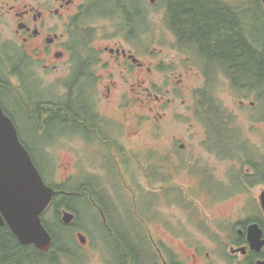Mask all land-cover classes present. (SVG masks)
<instances>
[{"label": "flooded vegetation", "instance_id": "af4514ba", "mask_svg": "<svg viewBox=\"0 0 264 264\" xmlns=\"http://www.w3.org/2000/svg\"><path fill=\"white\" fill-rule=\"evenodd\" d=\"M149 2L158 3L153 14L146 0H0V94L19 98L37 134L50 138L41 151L46 149L42 155L49 158L45 183L54 196L43 221L69 212L74 222L65 226L73 228L78 212L68 202L82 201L115 248V254L106 255L96 239L75 229L72 244L41 250L23 244L3 217L0 264H77L84 250L101 256L102 264L217 263L203 252V240L191 239L194 235L222 237L211 245L224 246L227 264H264V134L257 153L240 141L236 116L253 107L264 115V81L244 83L238 70L185 53L188 46L172 28L171 12L175 17L181 9L171 8V0ZM215 4L231 15L240 35V6L225 0ZM161 25L170 30V43L163 47L157 34L147 43V35ZM249 34L243 33L247 43ZM50 75L59 77L44 96L47 87L41 82ZM217 79L238 96L256 95V103L239 97L227 116L214 95L221 92ZM256 123L252 126L264 127V118ZM145 136H152V144L137 148ZM213 137L220 148L213 147ZM57 141L64 156L57 166L59 182L53 184L49 151ZM224 141L233 149L227 150ZM219 169L223 181L217 179ZM91 178L101 183L92 185ZM73 182L77 186L71 190ZM103 182L112 187L113 197ZM103 190L108 203L101 199ZM242 193L246 203L220 206ZM179 213L188 224L178 223Z\"/></svg>", "mask_w": 264, "mask_h": 264}, {"label": "rangeland", "instance_id": "374dc122", "mask_svg": "<svg viewBox=\"0 0 264 264\" xmlns=\"http://www.w3.org/2000/svg\"><path fill=\"white\" fill-rule=\"evenodd\" d=\"M25 1H29V0H25ZM161 1H163V0H161ZM225 1L229 2V4L231 2H235L236 4H240L241 0H225ZM146 6L148 8V12L151 14H153V12H154V10H153L154 7L159 8L157 2H155L154 5H152V4H150L149 0H146ZM253 14L254 13H250V15H253ZM103 26H105V25L102 24L101 27H103ZM254 26L255 25H253V27ZM259 29L264 30V22L262 24H260ZM169 32H170V30L168 28H165L164 25H161V27H158L156 29L151 30V33L149 35H147V43L150 42V38L154 34H157L160 38V42H161L162 46L165 47L170 43V40L172 39V36H170ZM184 52L190 56L192 55L189 52H186V51H184ZM39 75H41L40 70H37L36 76L38 78H39ZM58 77H59L58 75H50L48 77L47 83L41 82L42 85H45L44 87H47L43 90L44 96L46 94H48V92H47L48 89L50 90V88H52L51 85L55 84L52 81ZM39 81H40V78H39ZM190 82H192L193 84H196V79L192 78L190 80ZM32 86L33 85H31L30 87L32 88ZM215 87L217 88L216 91H218V90L221 91V92H216L214 94L218 100V105L221 107V110L227 116L233 115L231 113H233V110L236 107L235 103L239 100V97L245 96V98H246L245 100H247V102L253 101L256 103V101H255V100H257L256 95L244 94L242 96H238L235 92H233V90L229 86L228 82L217 79V84ZM2 95L0 94L1 98H3L4 109L15 120L16 126L18 128V133H19L20 139L22 140L23 144L26 146L29 153L31 154V156H32L40 174L42 175L44 181H46L48 183L46 172L49 171V167L47 164V161L49 160V158L47 156L42 155V154H44V151H46V149H45L46 147H44L45 150H43V151H41V150H42V147L49 142L50 138L48 136H45L42 134H37V132L34 130L33 123H31V121L28 120L27 110L23 106V104L21 103L19 98L14 97L10 92H4ZM27 98L28 97H26V101H27ZM263 100H264V97H263ZM29 105H30V103H29ZM30 107L32 109L34 108V106H30ZM257 107H258V105H257ZM255 108L256 107L251 108L250 111L249 110H243L242 112L238 113L236 116H238L237 118L240 121V122H237V124L240 125L239 129L241 130V131H239L240 132V139H241L240 141L242 143H246L247 146H249L250 148H253L257 153H260V151H262L261 149H262V145H263L261 139H262L263 134H264V127L262 125L252 126V123L257 124L256 119L264 118V115H262L263 114L262 110L255 111ZM229 137H227V140ZM151 138H152V136L151 137L145 136L143 138H140L137 142V148H141V147H143V145H145V146L149 145L151 143ZM224 142H226L225 148L227 150L233 149L234 144L232 142H229V141H224ZM133 143H134V145H136L135 142H133ZM242 143L237 142V146L240 145L241 149L245 150L246 146L243 145ZM59 144H62V143H60V141H57L56 145L53 147H50V151H49V154H51L50 161H52V167L50 169L53 170L51 177H49V179H50V182L53 184L56 183V181L59 182L60 172H59V169H57V166L61 163L62 156H64L63 155L64 152L62 150H60L61 147L59 146ZM73 144H75V143L72 142L71 145H73ZM213 147L214 148H220L219 144H218V138L217 137H213ZM70 156L74 158V155H70ZM216 174L219 175V178H217V179L222 180V181L224 180L223 179L224 178L223 169L216 170ZM232 177L235 178L236 176H230L229 178L233 179ZM102 180H104V179H102ZM91 182H92L91 183L92 185H97L99 182L101 183V179L91 178ZM103 184H104V182H103ZM189 185L193 186V187L196 186L195 183H190ZM76 186H77L76 183L73 182L69 185L68 188L71 190H74L76 188ZM104 186L106 187L108 192L113 197L114 194L112 191V187H109L106 184H104ZM236 186H237V183H234L233 188ZM103 191L104 192L102 193L101 199L105 203H108L110 201V198L108 197L107 192L105 190H103ZM256 193H258L257 188H253L251 191V195H255ZM169 197L173 202L176 201L175 196L170 195ZM200 202H201V200L198 201V203H200ZM246 202H247L246 194L242 193V194L237 195L235 197V199H233V200H226L224 203H221L220 206H222L224 209H226L229 206L227 204L240 206L241 204H244ZM68 203L72 204L73 208L78 212V220L75 221V226L73 227L74 229L71 227H66V226L62 227L60 225H56V223L54 222L55 216H53V215H50L46 218L47 220L49 219L48 222L50 224L52 231L61 237V239L63 240V243L65 242L66 244H69V245L72 244L73 243V241H72L73 232L72 231L77 229L78 231L82 232L83 234H85V235L87 234L88 236H90L91 240H93L92 238L96 239L98 244L102 247L104 254L110 255V256L115 254V248H114L113 244L111 243L110 239H108V236L106 234V231L104 229L103 224L100 223L99 219L96 216L95 217L89 216L90 210H89L88 206L86 205V203H84L82 201H77L75 199H72V201H70ZM230 209L232 210L234 215L237 214V210L234 211L235 210L234 206H230ZM211 212H214V210L212 209L210 211L208 209L209 215L211 214ZM170 214H172V211H169L167 214H164V216H169ZM214 214H216V212H214ZM116 218L117 217L115 215V219ZM128 218L129 217H125V220H128ZM178 223L179 224H182V223L188 224V221L185 219V215H182L181 213H179ZM191 239L193 241H197V242H199L200 240L204 241V243L206 245L204 247L203 252L204 253L205 252L210 253L212 258H216L218 260V262L214 263V264H227V261L223 260V253H222L223 251L222 250L224 249V246L220 245L219 247H215V246L211 245V244L216 243V242L217 243L222 242V237H220V236H208L205 238H201L200 236L194 235L191 237ZM206 240H208L209 243ZM78 244H80V242H78ZM208 244H209V246H207ZM80 251H82V250H80ZM93 252H94L93 250L91 253L89 252V250H84L83 252L79 253L80 255L77 258V264H102L101 263L102 257L98 256L97 258H95L93 255ZM67 264H71V263H67Z\"/></svg>", "mask_w": 264, "mask_h": 264}, {"label": "trees", "instance_id": "16d2710c", "mask_svg": "<svg viewBox=\"0 0 264 264\" xmlns=\"http://www.w3.org/2000/svg\"><path fill=\"white\" fill-rule=\"evenodd\" d=\"M215 3L216 0H171V8L181 9L175 17L171 12L175 23L173 31L178 34L181 43L187 45L201 60L209 61L216 67L226 64L233 71L238 70L244 83L253 85L264 81V30L259 29L264 22L261 0L240 1V35L235 34L234 29L238 27L233 25L231 15H223ZM249 22H256V25L253 24V27ZM245 31H252V35H248L250 44L244 40ZM54 222L65 226L58 216L54 217ZM44 224L53 238V245H64L65 242L52 231L47 219ZM13 261L20 263L17 258H13Z\"/></svg>", "mask_w": 264, "mask_h": 264}, {"label": "water", "instance_id": "95a60500", "mask_svg": "<svg viewBox=\"0 0 264 264\" xmlns=\"http://www.w3.org/2000/svg\"><path fill=\"white\" fill-rule=\"evenodd\" d=\"M53 196L0 105V220L4 217L23 244L48 250L52 239L41 217ZM63 220L70 223L73 215L65 214Z\"/></svg>", "mask_w": 264, "mask_h": 264}]
</instances>
